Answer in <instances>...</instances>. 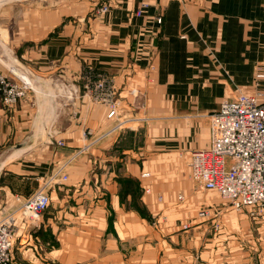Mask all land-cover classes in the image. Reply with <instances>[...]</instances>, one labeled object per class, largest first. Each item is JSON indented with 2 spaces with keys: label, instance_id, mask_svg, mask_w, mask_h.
<instances>
[{
  "label": "crops",
  "instance_id": "crops-1",
  "mask_svg": "<svg viewBox=\"0 0 264 264\" xmlns=\"http://www.w3.org/2000/svg\"><path fill=\"white\" fill-rule=\"evenodd\" d=\"M3 2L0 72L32 90L11 109L0 104V215L54 178L31 237L17 220L11 264H77L69 258L87 249L68 243L98 245L105 234L119 253L132 224L146 223L138 209L171 218L194 205L187 161L209 140V114L239 93L264 96V79L255 84L264 74V0ZM103 4L108 11L96 15ZM100 79L116 92V118L61 95ZM122 121L129 126L111 130Z\"/></svg>",
  "mask_w": 264,
  "mask_h": 264
},
{
  "label": "built area",
  "instance_id": "built-area-1",
  "mask_svg": "<svg viewBox=\"0 0 264 264\" xmlns=\"http://www.w3.org/2000/svg\"><path fill=\"white\" fill-rule=\"evenodd\" d=\"M145 6L142 4V7ZM107 11L108 5L103 4L95 10V14L101 15ZM156 22L160 24L161 18H157ZM263 79L264 74L257 73L255 84ZM29 90L32 89L27 83L12 80L0 72L2 107L13 108L27 96ZM61 95L69 104L84 99L88 105L104 106L108 110L109 119L119 115L116 92L107 80L87 83L82 94L74 86L65 85L61 88ZM208 123L210 135L207 144L191 152L187 162L190 180L198 190L214 192L236 209L250 208L257 213H264V96L260 92L239 93L235 98L223 100L218 109L209 114ZM123 125L129 126V123L119 122L111 130H117ZM91 134L87 130L84 135L87 137ZM55 145L63 147L64 143L57 140ZM91 146H82L80 153H85ZM60 180L66 181V174H61ZM53 182L54 178L51 177L19 203L16 210L0 215V264L12 262L18 219L21 220L25 235L38 227L39 218L49 205L47 189ZM205 215L208 213H199V216Z\"/></svg>",
  "mask_w": 264,
  "mask_h": 264
},
{
  "label": "rangeland",
  "instance_id": "rangeland-1",
  "mask_svg": "<svg viewBox=\"0 0 264 264\" xmlns=\"http://www.w3.org/2000/svg\"><path fill=\"white\" fill-rule=\"evenodd\" d=\"M3 1L0 0V8L10 6H1ZM4 24L0 18V38L5 41ZM194 190L197 201L190 207L180 206L176 212L181 215L176 216L175 212L167 218L162 212L153 211L148 216L145 209H138L146 223L132 224L130 239L122 242L119 253L111 235L105 234L98 245L82 240L68 243L76 248L74 252L87 249V256L69 259L77 264L80 260L84 264H264V213L236 209L218 194L200 191L195 185ZM131 195L138 196L136 185L131 186ZM178 199L183 201L182 196ZM200 212L208 215L199 216ZM30 233L33 232H29V237ZM94 248L102 250L94 254Z\"/></svg>",
  "mask_w": 264,
  "mask_h": 264
},
{
  "label": "bare ground",
  "instance_id": "bare-ground-1",
  "mask_svg": "<svg viewBox=\"0 0 264 264\" xmlns=\"http://www.w3.org/2000/svg\"><path fill=\"white\" fill-rule=\"evenodd\" d=\"M2 32V31H1ZM2 34L0 33V36H1Z\"/></svg>",
  "mask_w": 264,
  "mask_h": 264
}]
</instances>
